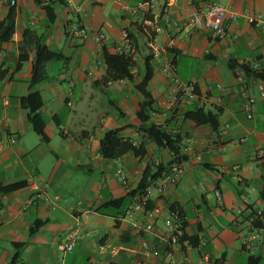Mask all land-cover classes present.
Instances as JSON below:
<instances>
[{
  "label": "crops",
  "instance_id": "obj_1",
  "mask_svg": "<svg viewBox=\"0 0 264 264\" xmlns=\"http://www.w3.org/2000/svg\"><path fill=\"white\" fill-rule=\"evenodd\" d=\"M16 2L0 4V24L12 9L16 16L12 39L0 45V69L8 71L0 79V184L23 186L6 195L0 192V264H10L17 252L16 264H169L164 255L145 252L142 241L166 252L170 244L164 220L174 204L185 215L187 235L197 238L194 245L173 247L175 264H204L205 255L214 264H264V217L257 254L250 255L242 242L251 231L246 216L264 213V79L247 74L245 91L236 79L244 62L264 70V29L248 22L252 16L264 20V0H74L73 6L65 0ZM209 2L223 3L228 10L223 37L188 23L191 11ZM47 6L56 17L53 23ZM147 20L162 26L151 33L166 48L159 60L145 47ZM76 23L88 32L72 35L70 27ZM124 31L138 47L131 57L133 80L111 79L106 66L91 76L80 70L102 57L97 33L105 34L103 46L115 54ZM39 43L65 56L64 61L48 62V79L33 88L44 100L39 124L48 141L34 131L21 104L31 92ZM148 59L152 78L145 85ZM164 62L171 63L182 81L196 84L198 100H186L171 111L159 104L174 87L162 72ZM210 84L215 90L204 101L201 96ZM145 90L154 100L151 120L183 137L186 166L176 186L164 196H152L151 206L159 205L163 212L151 232L134 230L123 219L133 202L128 195L147 166L167 163L171 154L153 143L143 157L130 152L110 160L99 151L110 130L121 129L120 138L136 144L144 141L135 126ZM250 97L255 102L248 107ZM200 108L220 112L217 129L185 117ZM120 199L115 207L108 206ZM137 218L142 225L151 222L143 213ZM78 221L83 238L66 251L65 236ZM37 222L42 225L32 233Z\"/></svg>",
  "mask_w": 264,
  "mask_h": 264
},
{
  "label": "built area",
  "instance_id": "obj_2",
  "mask_svg": "<svg viewBox=\"0 0 264 264\" xmlns=\"http://www.w3.org/2000/svg\"><path fill=\"white\" fill-rule=\"evenodd\" d=\"M5 0H0V4H2ZM66 3L70 6H73L74 0H65ZM101 1V0H96ZM121 3V0H117ZM16 0H10V4L12 6L16 5ZM143 5V4H142ZM141 5V6H142ZM127 9L126 6H124ZM228 17V10L223 3L220 2H209L204 4L199 8H195L191 11L188 23L191 24L195 28H203L211 31L214 36L216 37H223L226 33L225 28V20ZM231 17L235 20L236 16L231 15ZM248 22L256 28L264 29V20L261 16H252L248 18ZM144 32L147 35L145 41V47L148 50L152 59L159 60L161 55L166 51L165 47L159 46L155 43L154 40L151 38V33L153 32H160L162 31V26L158 23L153 22L152 20H147L144 22L143 27ZM88 29L83 26L82 23L73 24L70 27V33L72 35L78 36L80 34L87 33ZM95 41L99 45V52L102 51L103 44L106 41V36L104 33H97L95 35ZM115 54L133 57L138 53V47L134 42L133 38L129 34V32L124 31L122 34V39L119 44L114 47ZM106 66L104 58H98L94 61H91L87 65L81 66L80 70L84 72L86 75H93L95 70ZM146 66L144 64L143 69ZM259 71L261 70L258 64H252L251 62H244L242 63L241 69L236 74V79L240 83L241 91H245L244 80L246 75L248 74L247 71ZM162 72L172 82L174 85L172 93L167 97L165 101H161L159 104H163L166 106L168 110H174L183 104L186 100H198L200 95L197 91V86L194 82H184L182 81L174 67L169 62H164L162 64ZM73 87V85H72ZM216 88L220 89L221 85H216ZM215 90V86L210 84L207 86L206 91L201 96L202 100L206 101L212 98V94ZM261 96L264 97V91L261 92ZM217 101L220 103V98H217ZM255 99L253 97L248 98L247 106H251L254 104ZM251 117V115L249 116ZM177 133L176 131H173ZM156 164H159L158 162ZM185 164L183 162L173 163L168 172L163 174V177L160 179H151L147 187L142 193L137 194L133 198L132 204L128 207L126 212L123 215V219L128 221L130 226L134 230H138L141 227L144 230L151 232L154 229L153 221L159 217V215L163 212V208L159 205L151 206V200L154 193H157L160 196H164L166 192L176 186L184 174L185 171ZM29 183H31L32 187L38 189V186L34 184L33 179H29ZM216 196L218 197L219 202H222V196L219 191H216ZM146 214L150 219L151 222L142 225V223L138 220V214ZM243 211H240L242 214ZM264 217V213L260 212L255 216H252L249 220V224L251 227V231L249 234L243 237L242 242L244 249L252 256L257 254V247L258 243L262 238V233L260 228L255 226L256 222H262ZM165 228L168 234V242L170 247L166 250L164 254L158 249L152 248L148 240L142 241V248L145 252H150L154 256H165L168 260L169 264H175L173 261V247L175 246H191L190 237L187 235L186 228L183 225V219L178 211L173 209H168L167 216L164 220ZM82 222L78 221L76 226L70 230L65 236V250L66 251H73L78 243L83 238L80 228ZM103 248V246L101 247ZM204 264H214L209 256H204Z\"/></svg>",
  "mask_w": 264,
  "mask_h": 264
},
{
  "label": "trees",
  "instance_id": "obj_3",
  "mask_svg": "<svg viewBox=\"0 0 264 264\" xmlns=\"http://www.w3.org/2000/svg\"><path fill=\"white\" fill-rule=\"evenodd\" d=\"M46 11L49 15L50 21L55 22L56 17L52 14L50 6L46 7ZM16 31V16L14 9H12L5 20L0 24V45L10 41ZM102 57L104 58L105 65L108 70V75L111 79H128L133 80L134 74L132 73V61L131 57L122 56L118 54H111L104 46L102 48ZM150 58V57H149ZM65 56L61 51L53 50L44 43H39L35 49V56L33 59L32 75L30 79L31 92L21 99L22 106L29 111L30 122L34 131L40 136L42 141H48L49 138L46 135L45 127L39 124L40 113L39 111L44 106V100L39 92L33 91V88L46 81L48 79L46 64L50 61H64ZM231 67L236 68V63L230 64ZM146 68L144 83L147 85L148 81L152 78V69L150 66V60L148 59L145 64ZM248 75H255L258 78L264 79V70L259 71H247ZM8 74V71L0 69V79H3ZM154 100L151 98L149 92L145 90L144 101L140 104V108L137 112V118L139 124L135 126L136 130L143 135L144 141L141 144H136L131 139H121L119 133L121 129H115L108 131L100 143V154L110 160L118 159L130 152L134 153L137 157H143L147 153V144L153 143L161 149L167 150L172 159L167 163H154L147 166L144 175L139 182L138 187L129 193V197H135L137 194L142 193L151 179H160L163 174L168 172L170 166L173 163L182 162L185 159V155L182 153L184 146L183 137L179 133L169 130L167 126L155 123L151 120V112L153 109ZM185 117L196 124H210L214 129L219 126L220 112L205 111L203 108L197 110H191L186 113ZM168 125V124H167ZM23 184H13L3 186L0 184V192L4 195L12 193L16 189L22 187ZM122 199L112 201L108 204L110 207H115L120 204ZM152 204V202H151ZM173 210L180 213L183 219V225L187 228V222L182 209L178 205H172ZM257 215L255 212L251 213V216H246V220H250L252 216ZM42 223L37 222L32 228V233L37 232ZM255 226L258 228L263 227V222H256ZM191 244L197 243V238L190 237ZM20 255L17 252L10 264H16Z\"/></svg>",
  "mask_w": 264,
  "mask_h": 264
},
{
  "label": "rangeland",
  "instance_id": "obj_4",
  "mask_svg": "<svg viewBox=\"0 0 264 264\" xmlns=\"http://www.w3.org/2000/svg\"><path fill=\"white\" fill-rule=\"evenodd\" d=\"M51 73H53V69H52Z\"/></svg>",
  "mask_w": 264,
  "mask_h": 264
}]
</instances>
